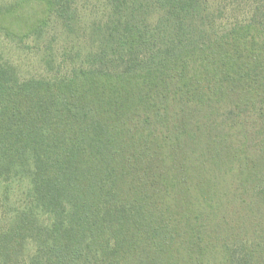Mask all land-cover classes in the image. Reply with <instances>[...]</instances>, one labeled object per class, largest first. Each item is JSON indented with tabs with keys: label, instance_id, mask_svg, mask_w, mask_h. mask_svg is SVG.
<instances>
[{
	"label": "trees",
	"instance_id": "16d2710c",
	"mask_svg": "<svg viewBox=\"0 0 264 264\" xmlns=\"http://www.w3.org/2000/svg\"><path fill=\"white\" fill-rule=\"evenodd\" d=\"M0 32L45 66L0 49V264H264V0H0Z\"/></svg>",
	"mask_w": 264,
	"mask_h": 264
},
{
	"label": "rangeland",
	"instance_id": "374dc122",
	"mask_svg": "<svg viewBox=\"0 0 264 264\" xmlns=\"http://www.w3.org/2000/svg\"><path fill=\"white\" fill-rule=\"evenodd\" d=\"M235 16L240 18L245 17V13L232 14L229 17V21L233 20ZM33 41L19 42L10 40L4 37L0 32V49L4 53L6 58L12 60L20 69V72L24 76L31 74H38L45 69L43 53H35L32 49Z\"/></svg>",
	"mask_w": 264,
	"mask_h": 264
}]
</instances>
